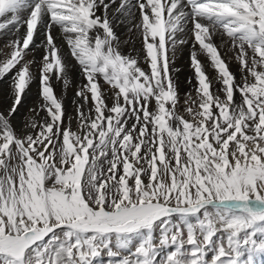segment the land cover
<instances>
[{
	"label": "snow or ice",
	"instance_id": "1",
	"mask_svg": "<svg viewBox=\"0 0 264 264\" xmlns=\"http://www.w3.org/2000/svg\"><path fill=\"white\" fill-rule=\"evenodd\" d=\"M0 37V264L264 262V0H0Z\"/></svg>",
	"mask_w": 264,
	"mask_h": 264
},
{
	"label": "bare ground",
	"instance_id": "2",
	"mask_svg": "<svg viewBox=\"0 0 264 264\" xmlns=\"http://www.w3.org/2000/svg\"><path fill=\"white\" fill-rule=\"evenodd\" d=\"M119 35L121 37V40L123 41L125 39H128V37L131 34L127 33L126 29H124L123 26H121L120 31H119ZM5 41H6V38L3 39V41H0V46H2L5 43ZM136 47H138V42L136 44ZM132 48H133V45L131 43L122 44V50L125 53L129 52ZM133 54H134V52H133ZM37 55H39V52H37ZM202 59H204V62L207 64L206 58H202ZM176 67L180 69V71L176 74V79L178 81V85H179V90H180L181 97H184L183 94L185 92H188L189 89H190V87H191L187 83V78L192 75V70L189 67L188 53L186 51L184 53H181L179 56H177V58H176ZM230 67L238 75V68L235 65V63H232L230 65ZM208 72H209L210 77L215 75V72L211 68H208ZM72 79H73V83L67 89H64L63 88V85L61 83H59V82H57L55 84V89L57 90L58 95H61L63 97H75L76 85L79 82V76L77 74H73ZM6 88H7V84L6 83H3V82H0V94H2L3 91ZM36 90H38V89H37V86L34 84L33 87H32V90L29 93H27L26 97H38L36 95ZM71 99H73V98H71ZM25 103L26 104H29L30 103V107H35L36 106V103L35 102H32L31 99H29V100L28 99H25L23 101V104H25ZM180 103L182 104L183 103V100H181ZM41 115H43V114L41 113ZM20 117L17 118L18 121H22ZM74 128H75V122H73V129ZM258 264H264V262H259L258 261Z\"/></svg>",
	"mask_w": 264,
	"mask_h": 264
},
{
	"label": "rangeland",
	"instance_id": "3",
	"mask_svg": "<svg viewBox=\"0 0 264 264\" xmlns=\"http://www.w3.org/2000/svg\"><path fill=\"white\" fill-rule=\"evenodd\" d=\"M3 39H5V37H0V41H3ZM37 92L38 90H36V95H37ZM57 92V90H56ZM58 94V93H57ZM38 96V95H37ZM71 98H75V97H64V100H65V104L67 105V108H68V114L69 115H74V108H73V105H72V100ZM25 99H31L32 102H35L37 103L38 101V97H26ZM34 99V100H33ZM184 97H181L180 101L183 100ZM26 104V103H25ZM23 104L22 108H21V120H23V117L28 115V109L31 108L30 107V103L29 104ZM26 107V108H25ZM26 113V114H25ZM18 120V119H17ZM75 129V128H74Z\"/></svg>",
	"mask_w": 264,
	"mask_h": 264
}]
</instances>
